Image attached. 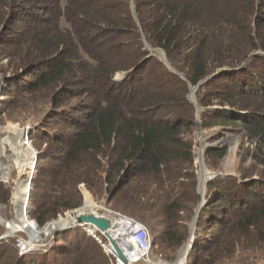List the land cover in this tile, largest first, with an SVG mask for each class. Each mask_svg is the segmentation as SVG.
Instances as JSON below:
<instances>
[{
    "label": "trees",
    "instance_id": "trees-1",
    "mask_svg": "<svg viewBox=\"0 0 264 264\" xmlns=\"http://www.w3.org/2000/svg\"><path fill=\"white\" fill-rule=\"evenodd\" d=\"M144 37L186 79L150 56ZM0 57L13 72L4 92L45 91L55 114L68 116L70 131L44 133L50 147L37 149L30 215L39 227L81 207L77 187L86 183L106 192L107 207L164 225L149 229L161 232L154 247L159 240L181 246L188 228L180 213L201 200L190 84L220 69L227 68L197 91L223 81L200 97L203 127L241 126L256 142L253 168L264 167V0H0ZM121 71L128 76L115 80ZM81 96L87 100L77 110L62 107ZM214 100L220 108H211ZM227 150L207 153L223 158ZM45 158L53 164L42 165ZM208 196L202 224L220 232L197 231L188 264H214L253 237L264 243V169L258 178L218 175L208 181ZM9 197L7 189L2 200ZM56 236L60 264H116L79 226ZM14 242L0 240V264H39L20 257Z\"/></svg>",
    "mask_w": 264,
    "mask_h": 264
},
{
    "label": "rangeland",
    "instance_id": "rangeland-1",
    "mask_svg": "<svg viewBox=\"0 0 264 264\" xmlns=\"http://www.w3.org/2000/svg\"><path fill=\"white\" fill-rule=\"evenodd\" d=\"M258 51L261 52L260 50ZM154 56L163 61L159 56ZM165 64L170 69L172 67L174 70H176L171 63V65L169 63ZM7 67V58L0 57V77L5 78L8 77L7 74L13 73L10 69V71H7ZM176 71L177 72L175 73L179 74L184 79L185 76L180 71ZM126 73L128 72H117L114 79L123 80L128 76H125ZM27 77L29 78L30 76ZM222 83L223 81H216L210 84L208 87H206L205 90L202 91V94H198L197 91L199 89H197L194 96L192 97L190 91L188 94L189 102L196 107V120L197 123H199V126H197L194 134L196 166L198 171V191L201 164L203 163L202 161H199V157L200 152L202 153L203 151H206L204 156L205 167H203L202 172V183H204L205 186L199 191L201 200L197 204L195 209H193L192 212L183 210L180 213L183 219L181 222L182 225L187 226L188 228L187 239L184 241V243L174 249L170 247L167 242L159 240L157 241L154 250L151 252L153 257L161 256L163 259L167 260H161L166 264L175 263L187 250L189 245H186L180 254L183 245L187 243V241L191 237L193 220L197 214L198 218L194 230L195 237L197 231L202 230V228L204 227L208 229L207 232L209 237H212L220 232L219 228L217 227L210 228V226L202 224L206 221V214L204 216L202 210L203 208H205V206L208 205L210 200L208 196V181L215 179L218 175H221L222 177L235 176L236 178H240L241 175L250 174L253 175L254 178H258V175H261L262 170L264 169V167L261 165L259 167L256 166L253 168V152L256 147V142L255 140L253 141L252 139H248L245 130L242 129L241 126H235L236 128L234 130L222 128L219 126L213 128L203 127L204 120L202 119L201 114L202 111L206 109V107L199 105V100L201 99L200 97L202 95L210 97L209 95L215 92L216 89L218 90L219 88L223 87ZM5 89L7 90V86L5 87ZM4 96V102L2 103L0 109V185H3V190L0 191V240H15L14 244L17 247V253L20 257H24L25 261L27 258L37 260L39 264H43L42 262L45 261V263L47 264H60L61 257L58 256L55 248L63 244V241L57 243L56 234L66 230H61L59 232H51L48 235L41 234L39 236L33 237L32 232H30V230L28 229H25L21 224L22 222H24V220H22L21 215H23L22 209H24L23 207L26 203V195L29 189L28 179L31 174V168L34 167L33 153H23L25 150L29 151L28 147L23 145L24 143L22 144V149L19 151L18 143H21L22 141L21 134L15 129H8V126L13 125L17 128L29 125L33 127L35 138L33 139L32 144H34L33 146H35L36 150L39 149L42 152L46 149H49L50 139L46 140V138H43V136L41 135H43L44 133L54 134V131H63L64 133H68L70 131V128H68L66 125L68 116L63 117L61 120L60 117L55 114V109L51 106L50 100L47 99L48 94H45V91H40L28 95H26L25 93H19L15 95L11 92H4ZM16 98L20 99V101L17 102V100H15ZM85 100H87L85 96H81L79 98H72L65 102L62 107L67 108L70 106L75 111L77 110V108L80 107L81 103H84ZM213 104L214 105H211V108L218 109L221 107L219 100H214ZM198 108H201V111L199 113ZM76 113L80 114L79 111ZM204 140L209 142V144L211 145L210 147H228L227 154L223 158H219L214 155H209L207 153V150L210 147H208L207 150L206 147L202 149V143ZM38 161L39 154L37 163ZM41 163L45 166L53 164L52 160L49 158L41 160ZM209 174H213L212 179L209 178ZM7 189L10 190V197L7 201H4L2 200V198L5 194V190ZM77 189L79 190L82 199V206H84V212H92L93 208H85L88 202V195L91 197L92 206H94V202L98 205L107 206L105 191L104 193L97 194L96 192L91 191V189H89L86 183H80ZM33 208L34 206H32L30 203V207L28 208L27 214L31 221L35 220V218L30 215V211ZM70 212L71 210L66 211L64 214L60 213L57 218L48 221L44 226H47V224L57 220L59 217H61L59 218L60 220H66L65 217ZM70 218L73 219V215L69 214V219L67 220H71ZM135 219L144 222L151 230V232H153L152 228H159L161 230L164 229V225H160L159 223H157L156 220H153L151 225H149L140 217L135 216ZM35 224H37V222H35ZM151 235L153 242H155L157 238L160 237L161 232H159L157 235L151 233ZM8 245L10 246V243H8ZM242 246V248L241 246H238L235 250L236 252L233 255H230L227 258H222L221 260L219 259L214 264H264V243L258 242V237H253L245 241ZM13 255V253H8V257L14 258ZM191 258L193 259L194 255ZM168 261L171 263H169ZM199 263L210 264L209 261H200ZM138 264L145 263L139 262Z\"/></svg>",
    "mask_w": 264,
    "mask_h": 264
},
{
    "label": "built area",
    "instance_id": "built-area-1",
    "mask_svg": "<svg viewBox=\"0 0 264 264\" xmlns=\"http://www.w3.org/2000/svg\"><path fill=\"white\" fill-rule=\"evenodd\" d=\"M6 86H7V82L5 78L0 77V109L3 100L5 98L4 90ZM20 129L21 131L24 132L23 138L25 139V143L29 146L30 144H32V140L30 137L32 127L26 125V126H21ZM34 151H36L35 159L37 158L38 160V151L35 149V147H34ZM36 165H37V161H36ZM36 165L34 166V168H31V174L28 179L31 180V186H32V178L36 170ZM209 178L212 179L213 174H209ZM31 191H30V198H31ZM30 198L27 199L26 207L28 206L27 205L28 202L30 207ZM99 212L100 215L110 219V221L112 222V227L109 230V233L111 234L113 239L118 243L124 255L132 256L133 258L135 257L133 259V264H138L139 262L150 264L153 258H159L160 260L167 261L163 259L161 256L160 257L152 256L151 252L153 251L154 242L149 228L143 222L133 217H130L126 214H123L119 211L111 209L107 206H104ZM78 226L83 228L89 235H91L103 247L104 251L112 259H114L116 264H120L119 259L121 258L118 256L116 249L114 248L110 240L106 237L103 231L89 224L80 223ZM99 232L101 235H99ZM102 236H105L107 240H104ZM195 242H196L195 236H192L187 241V245H189L190 251L187 257L185 258L184 264L189 263V258L192 249L195 245Z\"/></svg>",
    "mask_w": 264,
    "mask_h": 264
},
{
    "label": "water",
    "instance_id": "water-1",
    "mask_svg": "<svg viewBox=\"0 0 264 264\" xmlns=\"http://www.w3.org/2000/svg\"><path fill=\"white\" fill-rule=\"evenodd\" d=\"M132 8H133V13H134V16L136 17L137 19V22H139L138 18H137V13H136V9H135V6L134 4L132 5ZM144 41L146 43V45L149 47L150 51H151V54L150 56H154V55H157L159 56L165 63H169V60L167 59V56H166V53L163 49L161 48H154L152 47L146 40V38L144 37ZM256 53H260L259 51L258 52H255ZM171 65V64H170ZM171 67V66H170ZM172 71L174 72H177L176 70H174L172 67H171ZM227 68H224V69H220L219 71H217L215 74L211 75V76H208L206 77L205 79H203L202 81H200L197 85L193 86L190 84V93H191V97L194 96L195 92L197 91V89L203 85L205 82H207L210 78H212L213 76H215L216 74L226 70ZM129 74L126 73L125 76H127ZM124 76V77H125ZM184 77V76H183ZM184 79H186V77H184ZM201 111V108H198V113ZM211 145L209 144V142L207 141H203L202 143V149H204V147H206V150L208 147H210ZM201 149V151H202ZM205 152L206 151H203L202 153L200 152V157H199V161H202L203 163L201 164V173H200V176H199V191L201 188H204V183H202V180H203V175H202V172H203V167H205V162H204V156H205ZM36 161H37V158H36ZM201 163V162H200ZM28 184H29V188H31V180H28ZM30 189H29V193H28V196H27V199L30 198ZM82 207L78 208V209H75V210H71V212H77V210H80ZM26 212H28V208L26 207ZM197 218H198V214L196 215V217L194 218L193 220V225H192V234H191V237L194 236V230H195V227H196V223H197ZM51 223V222H50ZM80 223H84V224H89V225H93L95 226L97 229L103 231L106 235V237L110 240V242L112 243V245L114 246V248L116 249L117 251V254L118 256L123 259L125 262L128 261L127 257L124 255V253L122 252L121 248L119 247L118 243L113 239V237L111 236V234L109 233V230L111 229L112 227V222L110 221V219L108 218H105L103 217L102 215H86L84 213H80L79 214V217H78V220L76 222H73V223H70L69 225L67 226H64L63 228L61 229H57L55 230L54 232H59L61 230H67V229H70V228H73V227H77ZM190 237V238H191ZM187 245V243H185L181 249V251L183 250V248ZM180 251V253H181ZM179 257V256H178Z\"/></svg>",
    "mask_w": 264,
    "mask_h": 264
},
{
    "label": "bare ground",
    "instance_id": "bare-ground-1",
    "mask_svg": "<svg viewBox=\"0 0 264 264\" xmlns=\"http://www.w3.org/2000/svg\"><path fill=\"white\" fill-rule=\"evenodd\" d=\"M9 128H12V129H15L17 131L20 132L21 134V138H22V141L21 143H18V149L19 151L22 149V144L26 147H28L29 151L28 150H25L23 153H33V162H34V166L36 165V159H35V154H36V151H34V146L33 144H30L29 146L25 143V139L23 138L24 137V132L21 131L20 127H14L13 125H10L8 126V129ZM34 168V167H33ZM31 188H29L30 190L32 189V186H30ZM29 189H28V193H29ZM89 192V191H87ZM28 193L26 195V203H27V196H28ZM94 202V201H93ZM26 203H25V206L23 207L24 209L23 210V215L22 216V220H24V222H22V226L25 228V229H28L30 230V232H32V235L33 237L35 236H39L41 234H50L51 232H54L55 230L57 229H61L63 228L64 226H67L69 225L70 223H73V222H76L78 220V217H79V214L80 213H84L86 215H99L101 211V209L104 207L103 205H98L97 203L94 202V206H92V203H91V197L88 195V202H87V205L85 206V208L89 209V208H92V212H84L83 211V208L84 206H82V208L80 210H77V212H70L69 214L70 215H73V219L70 218L71 220H67L69 219V214L66 215V220H60L59 217L57 220L55 221H52L51 223L47 224V226H44V227H39L37 224H35L34 221H31V219L29 218L27 212H26ZM29 205V202L28 204ZM28 208V206H27ZM21 210V211H22ZM24 210H25V214H24ZM54 230V231H53ZM190 249H189V246L187 248V250L182 254V256L173 264H184L185 262V258L187 257L188 253H189ZM128 258V261L125 262L123 259H119L120 261V264H133V258L132 256H126ZM147 264V263H146ZM150 264H166L164 263L163 261H161L160 259H157V258H153L152 259V262Z\"/></svg>",
    "mask_w": 264,
    "mask_h": 264
}]
</instances>
